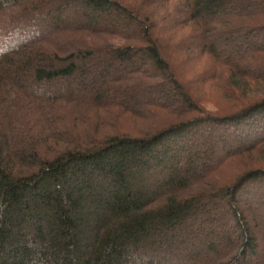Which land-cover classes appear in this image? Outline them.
<instances>
[{"label":"trees","instance_id":"1","mask_svg":"<svg viewBox=\"0 0 264 264\" xmlns=\"http://www.w3.org/2000/svg\"><path fill=\"white\" fill-rule=\"evenodd\" d=\"M262 92L264 0H0V264H264Z\"/></svg>","mask_w":264,"mask_h":264},{"label":"rangeland","instance_id":"2","mask_svg":"<svg viewBox=\"0 0 264 264\" xmlns=\"http://www.w3.org/2000/svg\"><path fill=\"white\" fill-rule=\"evenodd\" d=\"M172 6V5H171ZM189 28H185L184 30L180 31V33L177 35L178 41L182 40V35L184 36L186 32H188ZM178 57V56H177ZM174 58L175 61H177L176 67L182 75H184V79L190 83V85L193 87V92L201 102L207 104L206 107L212 109V108H225L227 106V100L224 98L222 92L216 88L214 85H210V83L205 84V82L199 83V79L204 77L205 73L202 74L203 72L206 71V67L208 66L209 59L205 56L202 58H196L194 59H189L186 60L187 56L185 55L180 56L179 58ZM186 60V61H185ZM193 80V82H191ZM196 80V82L194 81ZM194 84V86H193ZM263 93V92H262ZM253 94L255 97H260L263 94ZM154 120L150 119H145V120H136L132 116L123 114L119 118V125L125 129V130H130L133 131V133H137L141 131L142 129L144 130H151L154 126ZM143 130V131H144Z\"/></svg>","mask_w":264,"mask_h":264}]
</instances>
